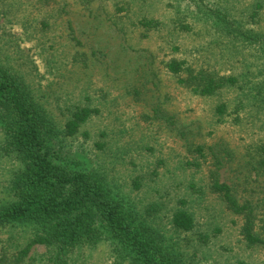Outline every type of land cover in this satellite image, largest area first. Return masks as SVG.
Wrapping results in <instances>:
<instances>
[{
  "label": "rangeland",
  "instance_id": "1",
  "mask_svg": "<svg viewBox=\"0 0 264 264\" xmlns=\"http://www.w3.org/2000/svg\"><path fill=\"white\" fill-rule=\"evenodd\" d=\"M172 60L184 61L179 74ZM0 65L49 112L65 163L102 174L180 264H264V245L242 233L250 220L264 238V0H0ZM201 74L235 82L202 94ZM77 107L92 114L66 135ZM20 167L0 117V208L15 199ZM179 210L192 214L191 230L173 224ZM33 233L0 225V255ZM55 251L35 245L23 264H51ZM130 260L111 236L81 244L68 264Z\"/></svg>",
  "mask_w": 264,
  "mask_h": 264
},
{
  "label": "trees",
  "instance_id": "2",
  "mask_svg": "<svg viewBox=\"0 0 264 264\" xmlns=\"http://www.w3.org/2000/svg\"><path fill=\"white\" fill-rule=\"evenodd\" d=\"M143 22L148 28L158 24L155 19ZM183 69V60L168 63L172 73L179 74ZM197 78L203 80L201 93L207 95L235 82L232 77L217 79L204 74ZM224 108L218 107L220 114ZM91 114V109L77 107L65 123V134H76ZM0 117L6 151L21 163L11 179L15 199L0 208V225L25 224L34 230L29 243L17 253L3 252L0 264H23L39 244L56 248L51 264H68L70 253L81 244L111 236L130 254L131 264H180L167 252L154 229L141 222L136 212L111 191L102 174L65 163L58 147L59 131L49 112L22 76L6 65H0ZM214 188L231 210H246L228 184L216 181ZM172 221L185 231L194 226V218L186 210L177 211ZM242 233L250 245H264V238L254 232L250 220L243 225Z\"/></svg>",
  "mask_w": 264,
  "mask_h": 264
}]
</instances>
